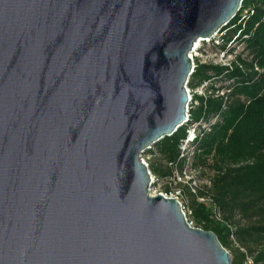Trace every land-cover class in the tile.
<instances>
[{"label": "water", "instance_id": "water-1", "mask_svg": "<svg viewBox=\"0 0 264 264\" xmlns=\"http://www.w3.org/2000/svg\"><path fill=\"white\" fill-rule=\"evenodd\" d=\"M243 1L0 0V264H232L141 156Z\"/></svg>", "mask_w": 264, "mask_h": 264}, {"label": "trees", "instance_id": "trees-1", "mask_svg": "<svg viewBox=\"0 0 264 264\" xmlns=\"http://www.w3.org/2000/svg\"><path fill=\"white\" fill-rule=\"evenodd\" d=\"M242 9L253 12L236 26L246 36L242 41L251 57V63L244 64L246 71L197 64L188 84L194 89L205 81L222 79L224 83L223 96L195 97L199 106L190 111L192 121L217 117L210 131L194 142L191 167L213 174L209 187L199 192L206 197L205 203L193 201L190 216L225 249L234 248L232 239L250 253L248 245L258 244L252 264H264V73L247 71L253 63L264 70V10L260 0H244ZM185 137L186 127H182L154 146L168 169L164 173L154 166L153 172L171 176L173 171H182L186 158H180L179 146ZM215 211L221 213L220 220ZM235 216L249 222L237 225ZM234 250L238 253L232 264H245V255Z\"/></svg>", "mask_w": 264, "mask_h": 264}, {"label": "built area", "instance_id": "built-area-1", "mask_svg": "<svg viewBox=\"0 0 264 264\" xmlns=\"http://www.w3.org/2000/svg\"><path fill=\"white\" fill-rule=\"evenodd\" d=\"M260 1L262 9L264 10V0ZM248 13L252 14L253 12L252 10L249 11L247 9H242L241 4L238 13L234 16L232 20H230L217 31H215L208 38H201L200 40L195 42L188 55L191 61L192 73L186 85V95L188 101L186 106V120L181 125V127L178 128L180 129L182 127H186V137L179 146L180 158H186V162H188L191 156L193 155L195 140L200 137L203 132H209L211 127L217 121V117L210 116L206 119H200L199 121L191 120L190 111L199 106V101L196 100L195 97L217 98L224 95V83L222 82V79L218 80L217 82L215 81L216 83H214L213 81H205L199 84L196 88L191 89L188 87L190 78L193 75L197 64L212 65L220 68H227L229 70L233 68H238L243 72L246 71L244 69V64H250L251 57L246 52V47L242 41L244 38H246V36L242 35V33L236 29V26L246 20V16ZM235 19L238 20L234 22ZM200 55L201 57L202 55H204L206 60L201 61L199 59ZM247 71L255 73H264V70L259 69L258 66L254 63L251 65V68H249ZM211 87H213L215 91H212ZM151 150H154V146L150 147L145 153ZM143 155L141 156V161L144 163V165H146L147 169L149 170L148 164L144 160ZM151 176L153 183H155L152 173ZM163 196L166 198H173L179 203L180 210L184 216V219L191 226L192 223L188 221L187 215L184 211V207L179 201L178 196L171 194L169 196L167 194H163Z\"/></svg>", "mask_w": 264, "mask_h": 264}, {"label": "rangeland", "instance_id": "rangeland-1", "mask_svg": "<svg viewBox=\"0 0 264 264\" xmlns=\"http://www.w3.org/2000/svg\"><path fill=\"white\" fill-rule=\"evenodd\" d=\"M201 61H205L206 58L204 55L199 56ZM144 160L148 164L149 170L154 177L155 183L151 187L152 193L156 194H167L168 196L177 195L179 201L181 202L182 206L184 207V211L187 215L188 221L192 224L191 226L194 228L201 229L203 231L204 228L200 225H196L193 219L190 216V205L193 201L198 203H205L206 197H202L199 195V192L205 191L210 183L209 179L211 178L213 172L209 169L204 170H194L191 167V160L186 162L185 166L183 167L182 171H173L171 176H163L161 174L157 175L153 172L152 167H159L164 173L167 171L166 163L157 155L154 150H151L143 155ZM215 217L219 220L221 219L222 215L215 211ZM234 221L237 225L244 226L249 221L246 219H242L239 216L234 217ZM232 247L234 248H227L226 251L229 253L231 261L235 257V254L238 253L234 249H238L239 253H243L245 255L244 263L245 264H252V259L254 256V252L258 249V244H249L248 248L251 250V253L248 252L247 248L240 246L235 239L231 240Z\"/></svg>", "mask_w": 264, "mask_h": 264}, {"label": "bare ground", "instance_id": "bare-ground-1", "mask_svg": "<svg viewBox=\"0 0 264 264\" xmlns=\"http://www.w3.org/2000/svg\"><path fill=\"white\" fill-rule=\"evenodd\" d=\"M154 194H155V193H152V192H150V195H152V196H153Z\"/></svg>", "mask_w": 264, "mask_h": 264}]
</instances>
